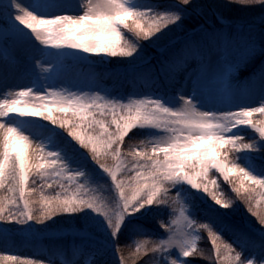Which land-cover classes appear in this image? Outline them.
Instances as JSON below:
<instances>
[{
  "label": "snow or ice",
  "instance_id": "6c2138e0",
  "mask_svg": "<svg viewBox=\"0 0 264 264\" xmlns=\"http://www.w3.org/2000/svg\"><path fill=\"white\" fill-rule=\"evenodd\" d=\"M234 4L260 14L230 19ZM111 64L145 90L103 87L95 68ZM0 79V243L71 238L41 248L46 261L4 251L0 264H264V0H0ZM236 200L259 227L226 219ZM158 218L154 237L140 221Z\"/></svg>",
  "mask_w": 264,
  "mask_h": 264
},
{
  "label": "rangeland",
  "instance_id": "374dc122",
  "mask_svg": "<svg viewBox=\"0 0 264 264\" xmlns=\"http://www.w3.org/2000/svg\"><path fill=\"white\" fill-rule=\"evenodd\" d=\"M25 2H27V0H25ZM154 2H158V3H168V2H171V0H154ZM226 2V0H194V3L196 5H210V4H213V5H218V4H222ZM205 11V9H197L196 13L193 14L190 19L187 21L188 24L190 25H193L195 26V24L197 23V21H201L203 22L205 20V17L203 15V12ZM259 11L256 10V11H248V10H245L241 5L239 4H234L232 5V10H231V14L229 16L230 19H251L252 17H258L259 16ZM216 21V17L213 16L211 14V12L208 13V17H207V22L209 24L213 23ZM176 38H179L178 36ZM142 43L144 44H147L148 42L147 41H143ZM147 54L149 56H155V55H158V51L157 49L155 48H149L147 50ZM111 60H119L121 58L119 57H116V58H109ZM101 66H105V67H113V68H123L124 66L123 65H120V64H111V65H101ZM84 66H82V69L84 70V72H87L88 70V67L87 68H83ZM112 68V69H113ZM97 75V74H96ZM97 78H98V75H97ZM99 79V78H98ZM99 82L100 84L105 87V88H108V89H116L117 91L127 95L129 93H132L133 91H136V90H139V91H144L145 89L143 88V85L140 84V85H137L136 87L132 86V87H124L122 86L121 84H118V83H114V82H109L108 83H103L100 81L99 79ZM18 80L14 77V76H10L8 78V81H7V84L9 87H12V86H15L16 84H18ZM4 90V81L2 79H0V91H3ZM87 90V89H85ZM57 116H62L63 114H60V113H57L56 114ZM70 115V114H69ZM33 119H40V118H33ZM40 123L41 124H47L48 126L51 127H55L56 130L61 134V136H64L67 138V140H71L72 138L68 136L67 134V131L65 129H61L57 126H53L51 125V123L49 121H44V120H40ZM133 131H137V130H133ZM245 133L246 134H251V130L250 129H245ZM131 135V133H130ZM73 143L75 144L76 142L73 141ZM127 146V140H126V144H125V147ZM77 148H79V145L77 144L76 145ZM80 152H83L85 154V156L88 157V163H89V166L91 168H94L97 173L99 174V181L101 184H104V185H110V179L106 177L105 174H103L102 170L99 169L98 165L95 164L94 161L91 160V157H90V154L87 152V150L85 149H80ZM234 155H240L239 153H235ZM109 163H111V161H109ZM220 182H221V185H222V189L224 190V192L229 195V196H232L234 199H235V193L232 192L231 190V185L227 184L226 182L223 181L222 177L220 178ZM37 183H39V181L37 180ZM59 190L58 189V186L53 188V189H47L46 191L48 192H53V191H57ZM104 194L105 195H109L110 193L107 191V188L104 189ZM201 195H207L205 193H200ZM208 199V202L209 203H213V201H211L210 197L207 198ZM262 203H264V201H262ZM236 204L238 206V210L235 211V212H232L231 215L228 217V218H234L236 220H238L239 223H241L243 225V223L247 220H250L252 221L253 224H255L257 227H259L258 224H256V221H255V218L252 217L248 212H247V209L246 207L238 200H236ZM216 207H219L218 205ZM222 212H227L229 210H225V209H221ZM199 219L201 220H206V218L203 216V215H200L198 217ZM160 218H158L156 221H152L153 224H155V228L157 229V234H156V237L158 236H161V235H164L165 234V229L161 228L160 227V224L158 222ZM162 219L164 220H167L168 219V216L165 214ZM218 228V227H217ZM201 236H202V239H201V243H200V247H202L205 251H206V247L204 246L205 244H209L211 247L212 244H211V240H210V237H208L207 235V232H202L201 233ZM140 239V238H139ZM138 239V240H139ZM130 250V249H129ZM211 255L214 257V249L211 251ZM117 258V262H118V259H119V256H115ZM191 259H194L192 257H190ZM195 258H200V259H204L203 257H195ZM206 260V259H205ZM57 263L55 264H60V260H57L56 261ZM151 264H153V257L151 255Z\"/></svg>",
  "mask_w": 264,
  "mask_h": 264
},
{
  "label": "trees",
  "instance_id": "16d2710c",
  "mask_svg": "<svg viewBox=\"0 0 264 264\" xmlns=\"http://www.w3.org/2000/svg\"><path fill=\"white\" fill-rule=\"evenodd\" d=\"M87 67H88L87 65H84L83 68H87ZM112 68L111 67H105V66H96L95 72L98 75V78L100 79L101 82L108 83V84H109V82H114V83L121 84L122 86L127 87V88L133 86V84L130 83V81L128 79L112 75L110 72V69H112ZM113 69H115V68H113ZM137 85H140V84L138 83ZM62 137L67 139L65 137V135ZM126 140H127V138H126ZM205 218L208 219L207 217H205ZM226 219H228L230 223L242 226V224L239 223L238 220H236L234 218H228L227 217ZM140 223H143L144 226L151 231L152 235L154 237H156L157 229L155 228L156 225L153 224L152 221H140ZM217 227L218 228L220 227L219 223H217ZM123 236L125 238L123 241L125 243L124 251H125V253H127L131 247L128 245L127 239H126L128 237V231L127 230L124 231ZM224 236L229 241L232 239V237L229 235L228 232H225ZM139 238H141V237L136 236L134 239L138 240ZM70 242H71L70 237H66V238L60 239V240L51 239L48 237H44V238H40V239H26L23 236L17 235L14 237V241L9 245H4L3 243H0V252L7 251L9 253H15V254H19V255L35 256V258H37V259H41V260L46 261L47 256L43 252L39 251L41 248H51L54 244H61V243L67 244ZM204 246L206 247V252L211 255V251L213 250V247H211L208 243L205 244ZM115 256H118V255H115ZM115 256L112 254H109L106 257V259L110 262V264H118L117 258ZM188 259H190L192 261V264H211V262L209 260H205V259H200V258H194V259L188 258ZM57 260H59L58 257L56 258L55 263H57L56 262ZM135 264H151V254H149L146 257L141 256L139 259H136Z\"/></svg>",
  "mask_w": 264,
  "mask_h": 264
}]
</instances>
